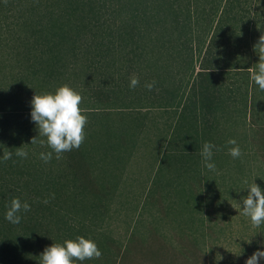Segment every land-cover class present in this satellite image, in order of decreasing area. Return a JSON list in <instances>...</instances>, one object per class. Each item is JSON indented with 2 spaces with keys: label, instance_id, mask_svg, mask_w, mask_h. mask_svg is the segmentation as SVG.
Here are the masks:
<instances>
[{
  "label": "rangeland",
  "instance_id": "obj_1",
  "mask_svg": "<svg viewBox=\"0 0 264 264\" xmlns=\"http://www.w3.org/2000/svg\"><path fill=\"white\" fill-rule=\"evenodd\" d=\"M223 6L228 5L222 0H193V16L187 20L193 39L199 35L206 45L218 27L215 36L224 45L213 54L219 63L205 62L203 48L172 54L168 60L163 52L162 66L143 64L125 71L129 83L106 107L94 106L84 83L73 89L83 97L80 107L88 117L76 165L68 164V154L56 159L53 152L43 170L15 176L12 183L22 197L47 199V206L62 198L53 212L46 206L34 211L44 215L47 247L52 239L54 244L77 237L94 241L102 257L76 264H245L254 252L264 251V224L254 228L237 207L253 182L264 192V91L251 80L250 71H258L262 55L255 45L264 35V0H232L229 19L218 16ZM3 10L2 24L19 30V10ZM235 15L240 16L234 20ZM10 55L0 51V129H37L31 119L32 98L22 104L9 95L10 86L22 81L17 76L33 80ZM187 55H194L193 60L183 64ZM203 65L210 71L200 73ZM133 75L139 78L134 90ZM206 77L216 79L215 84L204 82ZM152 81L155 87L149 91L145 84ZM213 88L218 106L210 111L200 101L208 103L206 95ZM194 130H201L200 139L184 140ZM205 134L216 146L210 161L216 171L199 169L204 166L201 153L189 150L202 152ZM230 139L241 148L240 158L229 155L234 147ZM199 170L206 178H196ZM6 180H1L4 188L11 184L10 176Z\"/></svg>",
  "mask_w": 264,
  "mask_h": 264
},
{
  "label": "trees",
  "instance_id": "obj_2",
  "mask_svg": "<svg viewBox=\"0 0 264 264\" xmlns=\"http://www.w3.org/2000/svg\"><path fill=\"white\" fill-rule=\"evenodd\" d=\"M192 1L0 0V13L6 6L17 8L21 15L19 23L23 24L18 30L0 21V51L10 53L19 66L32 73L33 79L17 76L22 81L10 86V97L23 104L36 94H51L63 85L74 89L84 83L89 92L86 94L95 102L94 106L106 107L113 101L112 95L129 83L125 71L143 64L156 69L162 66L160 58L163 52L169 54L168 60L173 57L172 54L177 56L181 51L194 54L203 48L205 62L219 63V56L213 54V50L219 51L224 45L215 36L218 27L212 29L210 37L208 33L209 45L199 35L198 40L193 39L189 29L192 23L187 22L193 16L190 8ZM231 1L222 0V4L228 6L218 10L219 18L224 14L229 19L227 9ZM239 16L235 15L234 20ZM193 56L183 57V64H190ZM204 71L210 70L203 65L200 73ZM35 80L39 82L41 90L35 89ZM207 81L214 85L216 79L206 77L204 82ZM43 87L47 89L43 90ZM209 90L206 95L209 104L200 102L206 109L214 111V107L218 106V101L213 100L217 88ZM200 132L194 130L184 140H198ZM33 138L42 139L38 128L32 125L17 131L0 129V264H41L40 256L47 247V225L44 215L34 211L44 210L45 206L48 211H52L54 206L62 202V198H57L47 206L40 198L22 197L20 190L12 187V183L17 181L15 176L26 178L33 171L44 169L45 162L40 159V154L47 153L45 146H48L31 144ZM22 146L28 153L26 159L16 155L17 149ZM5 151H11L10 160H3ZM65 154L69 156L68 164L76 165V150ZM195 174L199 180L203 177L200 170ZM7 176H10L11 184L4 188L2 181L5 177L7 182ZM25 178V185L29 186ZM202 197L198 199L202 201ZM13 198H19L22 203L27 202L31 206V211L18 213L21 216L19 224H12L5 219ZM51 241L49 247L54 244Z\"/></svg>",
  "mask_w": 264,
  "mask_h": 264
},
{
  "label": "clouds",
  "instance_id": "obj_3",
  "mask_svg": "<svg viewBox=\"0 0 264 264\" xmlns=\"http://www.w3.org/2000/svg\"><path fill=\"white\" fill-rule=\"evenodd\" d=\"M255 49H259L260 62L258 63V71L252 72L251 80L258 85L261 91H264V35H261L259 41L255 45ZM155 81L145 84V87L152 91L155 87ZM139 85V78L133 75L130 78V88L135 89ZM83 97L68 85L59 87L54 94L34 95L31 101V119L37 125L39 136L46 138L47 146L52 152L41 153L40 159L45 163L50 162L53 152L56 159H61L63 153L72 150H79L84 143L86 134L85 127L88 124V117L85 115L87 109H83L80 105ZM39 143L44 146L45 140H37L33 138L31 144ZM228 144L234 145L229 149V155L234 159L240 158L243 153L235 139H230ZM216 146L210 142H205L201 155L204 160V167L209 171H216V165L211 163L213 149ZM18 157L26 159L28 153L23 150V146L16 151ZM12 158L11 151H5L3 160L7 161ZM247 183V181H245ZM248 194L242 199L241 215L250 218L254 228H259L264 224V192L253 182L248 188ZM54 198V194H53ZM47 204L48 200H44ZM21 211H31V206L19 198H13L11 205L5 214V219L12 224H19ZM206 218V217H205ZM207 220V218H206ZM250 242V241H249ZM219 256V254H218ZM102 252L98 245L91 239L77 237L75 240H66L63 244H52L46 247L41 254V264H76L85 260L100 259ZM222 259L221 256H219ZM264 260V251H256L249 257L245 264H259Z\"/></svg>",
  "mask_w": 264,
  "mask_h": 264
},
{
  "label": "crops",
  "instance_id": "obj_4",
  "mask_svg": "<svg viewBox=\"0 0 264 264\" xmlns=\"http://www.w3.org/2000/svg\"><path fill=\"white\" fill-rule=\"evenodd\" d=\"M199 139H200V137H199ZM203 141H204V139H203ZM206 141L208 142V139H206ZM197 147H200V146H197ZM191 152H193V153H201V151H192L191 149H189ZM205 167L203 166V167H199V169H204ZM203 178H206V176L204 175V173H203ZM203 185H204V181H203Z\"/></svg>",
  "mask_w": 264,
  "mask_h": 264
}]
</instances>
